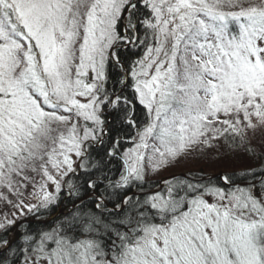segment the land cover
I'll return each instance as SVG.
<instances>
[{
  "label": "snow or ice",
  "instance_id": "1",
  "mask_svg": "<svg viewBox=\"0 0 264 264\" xmlns=\"http://www.w3.org/2000/svg\"><path fill=\"white\" fill-rule=\"evenodd\" d=\"M0 201V264H264V0H0Z\"/></svg>",
  "mask_w": 264,
  "mask_h": 264
},
{
  "label": "trees",
  "instance_id": "2",
  "mask_svg": "<svg viewBox=\"0 0 264 264\" xmlns=\"http://www.w3.org/2000/svg\"><path fill=\"white\" fill-rule=\"evenodd\" d=\"M139 107L140 106H137L138 111H139ZM213 157H214V153L213 152H209L208 153V158L209 159H212ZM193 166H194V168H197V170H192V172L195 173L197 176H199L201 173H203L205 176L212 175V174H207V172L205 171V168L211 167L214 170L225 169V167H224V165L222 163H209V164L194 163ZM188 167H190V166L187 165V164H185V165L183 164V166L181 167V170L180 171L187 170L186 168H188ZM172 169H169L168 171L163 172L164 173L163 175L166 176V177H169L170 174H173ZM225 170H229V169H225ZM160 174H162V172ZM176 174L182 176V175H184L186 173H176ZM217 174H215V175H217ZM215 175H212V176H215ZM153 176H150V179L159 182V180H160L159 177L160 176H156V175H153ZM153 178H155V179H153ZM246 179H251V177H248ZM257 180H258V177H257ZM242 182H244V181L242 180ZM161 187H163V185ZM257 187H259L258 184H257ZM155 190H156L155 187H153L151 189V191H155ZM66 197H67V193L65 192L63 194V197H62V200H61V203L59 204V206L57 208H55L52 213H44L45 216H52V215L56 214L60 210L59 214H57L56 217H54L53 219H50L48 221V224L31 223L30 226L32 228H46L48 225H51V224H54L55 223V218H58L59 216H61L63 214H66L67 212H69L70 210H72V202L70 200H68ZM19 242L20 241H19L18 237L17 238H14L13 239V246H15Z\"/></svg>",
  "mask_w": 264,
  "mask_h": 264
},
{
  "label": "rangeland",
  "instance_id": "3",
  "mask_svg": "<svg viewBox=\"0 0 264 264\" xmlns=\"http://www.w3.org/2000/svg\"><path fill=\"white\" fill-rule=\"evenodd\" d=\"M247 163H255L254 161L252 162H249V161H243L241 162L240 164L237 165V167H243L245 164ZM183 164H187L189 165L190 167L186 168L187 170H181V167L183 166ZM194 163H181L180 165L176 166L175 168L172 169L173 171V174H176V173H187L189 171V169L191 170H197V168H194ZM213 168L209 167V168H205V171L207 172V174H212V175H215L217 173H220V172H223L225 171V169H221V170H212ZM164 173L162 172V174H159V179H163V178H166V176L163 175ZM153 176V175H152ZM154 177V176H153ZM155 179V178H153ZM159 180V181H160ZM162 186V185H161ZM31 190V189H29ZM50 191L52 190L51 188L49 189ZM6 191V190H5ZM12 198V197H10ZM14 211V209L11 208L10 205H8L6 202L4 201H0V215L4 214V213H8L9 214V218H12L11 217V213ZM27 219H35L33 216H31V214H29V216L27 217ZM11 238V237H10ZM14 239V238H13Z\"/></svg>",
  "mask_w": 264,
  "mask_h": 264
},
{
  "label": "water",
  "instance_id": "4",
  "mask_svg": "<svg viewBox=\"0 0 264 264\" xmlns=\"http://www.w3.org/2000/svg\"><path fill=\"white\" fill-rule=\"evenodd\" d=\"M167 178H170V176L167 177ZM59 212H60V210H59L56 214L52 215V217H53V218L56 217L57 214H59ZM28 220L31 221V223H38L35 219H28ZM48 221H49V220H48Z\"/></svg>",
  "mask_w": 264,
  "mask_h": 264
}]
</instances>
